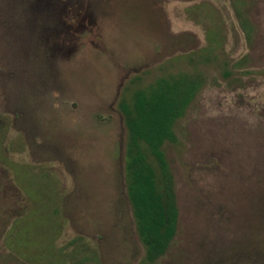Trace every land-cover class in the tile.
Returning a JSON list of instances; mask_svg holds the SVG:
<instances>
[{"label":"rangeland","instance_id":"obj_1","mask_svg":"<svg viewBox=\"0 0 264 264\" xmlns=\"http://www.w3.org/2000/svg\"><path fill=\"white\" fill-rule=\"evenodd\" d=\"M176 73L204 84L163 148L179 215L152 264H264V0H0V264H50L21 233L149 264L118 104Z\"/></svg>","mask_w":264,"mask_h":264},{"label":"trees","instance_id":"obj_2","mask_svg":"<svg viewBox=\"0 0 264 264\" xmlns=\"http://www.w3.org/2000/svg\"><path fill=\"white\" fill-rule=\"evenodd\" d=\"M199 74L176 73L136 90L118 109L127 133L124 168L126 191L145 260L162 258L178 225L175 183L164 146L177 141L175 125L203 87Z\"/></svg>","mask_w":264,"mask_h":264},{"label":"crops","instance_id":"obj_3","mask_svg":"<svg viewBox=\"0 0 264 264\" xmlns=\"http://www.w3.org/2000/svg\"><path fill=\"white\" fill-rule=\"evenodd\" d=\"M22 230L24 231H28V228L21 226V229L19 230L18 234H20L22 232ZM22 233L20 234V238L16 239V245H21V246H29L28 247V250H29V253L30 255L27 256V260H30V261H35L36 258L34 257H37V253H40L41 254V259L44 261V262H49L50 264H54V262H52V258H56L58 261L57 264H67L68 263V260L72 259L70 258V256L72 255V252L71 251V246H72V243L73 242H68L67 244V247L66 248H59V247H55L54 245V241L51 242L52 244V248H48L46 247V250L43 249L45 247V245H39V248H37L35 246L34 249H31L30 248V245L28 242H24L20 244V239L22 238ZM57 239V238H56ZM77 243V242H76ZM54 248H57L58 250H50V249H54ZM45 250V251H44ZM24 254V249H22V255Z\"/></svg>","mask_w":264,"mask_h":264}]
</instances>
